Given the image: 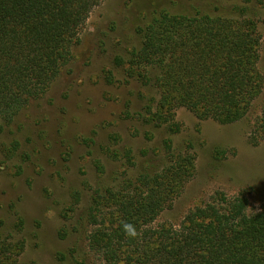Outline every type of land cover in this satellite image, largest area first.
<instances>
[{
	"label": "trees",
	"instance_id": "16d2710c",
	"mask_svg": "<svg viewBox=\"0 0 264 264\" xmlns=\"http://www.w3.org/2000/svg\"><path fill=\"white\" fill-rule=\"evenodd\" d=\"M102 0H0V133L30 102L42 98L69 72L73 49L94 7ZM249 2L250 0H240ZM230 13L161 11L137 28L138 48L123 61L126 75L158 93L145 106L144 122L179 132L175 112L221 125L243 120L264 96L261 35L248 9ZM254 144L264 141V100L250 129ZM19 144L14 140L11 150ZM123 156L133 164L131 150ZM193 145L175 148L162 140V161L146 163L115 188L93 192L81 224L87 251L101 264H264V206L249 213L248 199L217 192L190 208L177 223L158 221L194 176ZM75 192L73 204L79 202ZM135 230L125 234L124 225ZM23 241L0 237V264H16ZM75 264H86L81 259Z\"/></svg>",
	"mask_w": 264,
	"mask_h": 264
},
{
	"label": "rangeland",
	"instance_id": "374dc122",
	"mask_svg": "<svg viewBox=\"0 0 264 264\" xmlns=\"http://www.w3.org/2000/svg\"><path fill=\"white\" fill-rule=\"evenodd\" d=\"M233 4L245 6L257 22L264 74V0H102L92 9L69 72L0 133V237L23 241L16 264H75L84 258L101 264L87 251L84 233L90 227L79 218L95 190L116 188L146 163L160 165L166 137L177 149L193 145L196 170L158 221L177 224L217 192L244 195L249 213L264 206V141L250 140L264 96L246 118L227 125L199 121L179 108L180 130L170 135L143 119L156 89L126 75V65L115 60L125 61L139 47L137 28L163 10L227 15ZM14 140L17 150H11ZM128 150L132 165L123 156Z\"/></svg>",
	"mask_w": 264,
	"mask_h": 264
},
{
	"label": "clouds",
	"instance_id": "9594fccd",
	"mask_svg": "<svg viewBox=\"0 0 264 264\" xmlns=\"http://www.w3.org/2000/svg\"><path fill=\"white\" fill-rule=\"evenodd\" d=\"M124 231H125V234L128 235V236L134 237L136 235L135 230L129 224H125L124 225Z\"/></svg>",
	"mask_w": 264,
	"mask_h": 264
}]
</instances>
